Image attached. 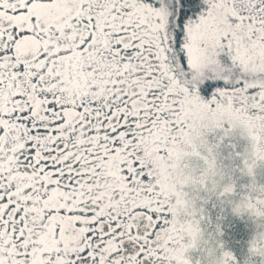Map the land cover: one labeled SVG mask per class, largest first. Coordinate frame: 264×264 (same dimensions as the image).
<instances>
[{"label": "snow or ice", "instance_id": "1", "mask_svg": "<svg viewBox=\"0 0 264 264\" xmlns=\"http://www.w3.org/2000/svg\"><path fill=\"white\" fill-rule=\"evenodd\" d=\"M0 264H264V0H0Z\"/></svg>", "mask_w": 264, "mask_h": 264}]
</instances>
